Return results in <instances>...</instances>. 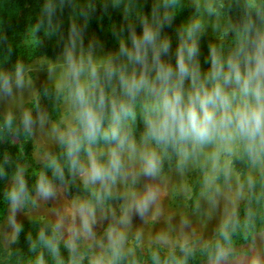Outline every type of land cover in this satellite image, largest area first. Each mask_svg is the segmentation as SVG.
Masks as SVG:
<instances>
[{"label": "rangeland", "instance_id": "rangeland-1", "mask_svg": "<svg viewBox=\"0 0 264 264\" xmlns=\"http://www.w3.org/2000/svg\"><path fill=\"white\" fill-rule=\"evenodd\" d=\"M140 1L107 0V4L111 8H131L138 16ZM151 1L144 24L154 29L163 24L160 39L179 36L189 25L198 23L195 38L200 32L226 42L230 48L218 55L225 61L238 56L242 68L244 54L251 51L259 36H264V4L259 6L256 0H240L242 5L235 6L241 15L238 18L223 9L236 0ZM21 7L17 0H0V14L11 18L22 11ZM247 9L258 17L253 21L255 30L249 28L250 18L243 13ZM166 15L170 21L164 19ZM71 24L62 20L28 28L18 47L47 44L57 47L55 53L36 54L19 65L23 69L22 87L15 84L17 67L0 78V195L18 190L31 164L42 168L62 141L61 136L67 140L72 129L77 130L75 136L82 133L74 117L66 51L72 50L77 62L84 65L81 85L92 83L90 64L97 67L100 86L109 99L123 93L119 75L130 76L139 69L120 54L121 44L131 49V42L113 39L109 31L98 35L77 32ZM109 65L115 69L110 81L105 76ZM199 67L202 74L207 73L211 60L203 56ZM5 78L11 81L10 93L3 90ZM41 84L51 85L57 92L59 124L46 116L37 94ZM133 110L135 119L125 121L123 130L134 141L136 151L122 152V168L114 181L86 182V174H81V169L86 173L89 168V151L98 163L108 166L110 149L116 144L101 139L82 152L75 169L70 166L65 171L64 181L49 183L53 196L43 198L37 185H32L20 194L18 204L11 198L5 201L0 208V264H8L15 252L34 245L46 246L61 264L77 260L92 264H160L149 255L203 248L226 229L250 180L264 170V151L249 152L244 143L237 141L231 151L223 144L195 150L189 147L184 159L174 148L145 143L141 104H133ZM26 116L30 123L25 122ZM146 149L155 150L160 157V170L153 177L145 176L142 170L140 153ZM73 183L96 193L97 199L72 192ZM150 189L155 199L141 215L136 205ZM198 264H264V228L253 232L247 241L226 244L212 258Z\"/></svg>", "mask_w": 264, "mask_h": 264}, {"label": "clouds", "instance_id": "clouds-1", "mask_svg": "<svg viewBox=\"0 0 264 264\" xmlns=\"http://www.w3.org/2000/svg\"><path fill=\"white\" fill-rule=\"evenodd\" d=\"M164 19L170 21L167 15ZM162 27L160 24L154 29L145 23L139 36L132 32L131 49L124 44L120 46V54L139 66L130 76L119 75L127 100L106 97L95 65L90 64L88 70L92 83L81 85L79 79L84 65L77 62L72 50L65 53L72 78L77 82L71 99L83 137L89 143L103 139L116 144V148L110 149L107 167L98 163L89 151V168L86 173L81 169V174L87 176L86 182L114 181L122 168V152L125 149L136 151L123 125L129 118L135 119L133 103L141 94L144 96L141 106L145 143L152 141L157 146H171L184 159L189 155V147L195 150L209 144H223L231 151V145L237 141L244 143L249 152L264 151V36H259L251 51L244 54L243 68L238 56L225 61L211 50L210 70L202 74L196 59L199 47L195 30L199 24L189 25L179 34L174 67L164 59L170 54L171 42L160 39ZM72 47L75 48L74 41ZM114 74L115 69L110 65L105 68L109 81ZM23 83V69L18 66L15 84L22 87ZM2 87L10 93L11 81L5 78ZM106 110L110 111L107 128L104 127ZM25 122L30 123V117L26 116ZM76 131L72 129L67 138V155L72 158L73 169L77 167L75 157L81 147ZM60 139L63 141L65 137ZM140 160L145 176L157 175L161 161L155 150L142 151ZM54 167L62 176L59 167ZM37 187L45 199L54 195L51 185L43 178ZM24 190L21 178L18 190L13 189L10 194L15 204L19 203ZM154 199L155 193L150 189L136 205V210L142 215Z\"/></svg>", "mask_w": 264, "mask_h": 264}, {"label": "trees", "instance_id": "trees-1", "mask_svg": "<svg viewBox=\"0 0 264 264\" xmlns=\"http://www.w3.org/2000/svg\"><path fill=\"white\" fill-rule=\"evenodd\" d=\"M22 5V11L14 18L6 13L0 14V78L4 77L11 70L18 67L25 60L36 54L52 55L57 47L43 44L35 47H18V43L23 38L28 28L50 25L62 20L72 21L71 28L77 32H87L98 35L109 31L113 39H119L123 43H130V36L134 31L137 36L142 32L144 19L149 15L148 7L152 5L151 0L140 1V13L138 16L133 15L131 8L126 9L124 6L110 7L107 0H17ZM233 1L230 5L223 6L229 12L238 18L241 15L236 10V4L241 6L240 0ZM22 2V3H21ZM259 6H263L264 0H256ZM245 18L249 17L248 24L251 30L256 26L253 21L258 17L251 9L243 11ZM243 14V15H244ZM170 54L164 59L175 66V53L179 42V36L171 35ZM199 47L197 60L205 56L211 60V50L220 54L223 50L230 48L224 41L214 40L198 32L195 38ZM55 47V48H51ZM76 81L71 78V92L76 87ZM38 97L44 107L48 119L59 124V113L57 104V92L48 84H41L37 88ZM117 100H127L123 93L117 95ZM144 97L140 96L133 104H141ZM110 111H105L104 127L108 125ZM77 139L80 141V151L76 155L78 160L82 152L100 142L97 139L95 143H89L83 133H77ZM67 140L59 142L53 153L42 168H37L31 164L32 168L27 169L22 179L25 190L32 185H38L43 178L46 183H59L64 181L67 176L65 171L71 166V159L67 155ZM172 148L171 146H168ZM54 165L58 166L60 173L56 171ZM24 190V192H25ZM70 190L74 193L83 195L88 199H97V194L88 188L80 187L73 183ZM10 198V194L0 195V208L4 206L5 201ZM264 228V170L253 177L246 190V194L239 203L235 213L226 226V229L212 240L206 246L194 250L179 249L170 254L152 253L149 256L160 264H198L202 261L212 258L218 250L229 243L244 242L249 240L251 234ZM8 264H61L60 258L44 245L29 246L23 251L15 252ZM73 264H92L85 260H77Z\"/></svg>", "mask_w": 264, "mask_h": 264}]
</instances>
